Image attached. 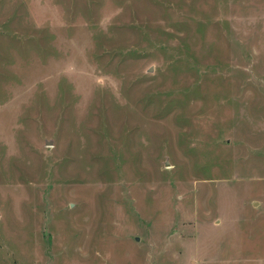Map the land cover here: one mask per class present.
Masks as SVG:
<instances>
[{
	"label": "rangeland",
	"instance_id": "rangeland-1",
	"mask_svg": "<svg viewBox=\"0 0 264 264\" xmlns=\"http://www.w3.org/2000/svg\"><path fill=\"white\" fill-rule=\"evenodd\" d=\"M0 264H264V0H0Z\"/></svg>",
	"mask_w": 264,
	"mask_h": 264
},
{
	"label": "water",
	"instance_id": "water-1",
	"mask_svg": "<svg viewBox=\"0 0 264 264\" xmlns=\"http://www.w3.org/2000/svg\"><path fill=\"white\" fill-rule=\"evenodd\" d=\"M165 164H167V162H165Z\"/></svg>",
	"mask_w": 264,
	"mask_h": 264
}]
</instances>
